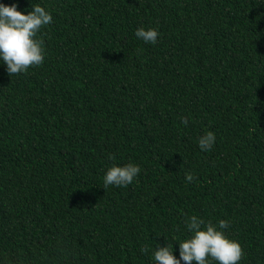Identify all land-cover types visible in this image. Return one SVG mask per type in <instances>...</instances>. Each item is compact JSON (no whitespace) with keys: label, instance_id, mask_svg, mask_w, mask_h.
Masks as SVG:
<instances>
[{"label":"trees","instance_id":"1","mask_svg":"<svg viewBox=\"0 0 264 264\" xmlns=\"http://www.w3.org/2000/svg\"><path fill=\"white\" fill-rule=\"evenodd\" d=\"M37 2L42 63H0V264H153L193 215L264 264V0Z\"/></svg>","mask_w":264,"mask_h":264},{"label":"clouds","instance_id":"2","mask_svg":"<svg viewBox=\"0 0 264 264\" xmlns=\"http://www.w3.org/2000/svg\"><path fill=\"white\" fill-rule=\"evenodd\" d=\"M51 22V12L37 0H29V7L23 11L18 9L15 2L9 5L0 0V63L10 77L42 63L44 50L37 33ZM134 35L145 43L155 44L158 32L155 28L138 27ZM182 122L187 124L183 118ZM214 142L215 135L211 131L205 132L197 140L201 151L209 150ZM139 171L140 166L133 162L112 165L104 173L103 184L105 187L126 186ZM185 180L191 182L193 176L188 173ZM227 226L228 222L224 219L213 224L205 223L195 215L190 216L186 220L190 235L178 241L175 236L172 237L178 243L179 256L173 254V244L166 243L164 246L158 245L151 252V260L153 264H212L213 261L216 264H238L243 250L237 240L225 234Z\"/></svg>","mask_w":264,"mask_h":264}]
</instances>
